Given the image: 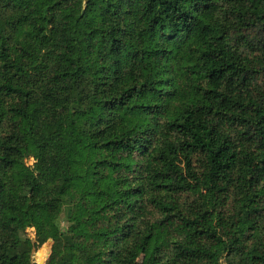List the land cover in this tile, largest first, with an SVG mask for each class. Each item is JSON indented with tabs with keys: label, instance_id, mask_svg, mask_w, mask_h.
Segmentation results:
<instances>
[{
	"label": "trees",
	"instance_id": "trees-1",
	"mask_svg": "<svg viewBox=\"0 0 264 264\" xmlns=\"http://www.w3.org/2000/svg\"><path fill=\"white\" fill-rule=\"evenodd\" d=\"M65 207L46 264H264V0H0V264Z\"/></svg>",
	"mask_w": 264,
	"mask_h": 264
},
{
	"label": "rangeland",
	"instance_id": "rangeland-1",
	"mask_svg": "<svg viewBox=\"0 0 264 264\" xmlns=\"http://www.w3.org/2000/svg\"><path fill=\"white\" fill-rule=\"evenodd\" d=\"M32 163H33L32 159L27 160L28 165H31ZM69 213H70V208L65 207L58 221L57 226L54 228L52 238L49 239L42 247L37 248L36 251L33 252L32 260L34 263L46 264L48 257L50 255V253L47 254V250L49 249L51 251V246L54 243L60 242L62 240L61 238L62 234H70L72 232L74 226L70 224L68 221ZM25 236L34 240L35 238L34 229L33 228L27 229L25 231Z\"/></svg>",
	"mask_w": 264,
	"mask_h": 264
},
{
	"label": "water",
	"instance_id": "water-1",
	"mask_svg": "<svg viewBox=\"0 0 264 264\" xmlns=\"http://www.w3.org/2000/svg\"><path fill=\"white\" fill-rule=\"evenodd\" d=\"M47 248H48V247H47ZM49 253H50V250L48 249V250H47V254H49Z\"/></svg>",
	"mask_w": 264,
	"mask_h": 264
}]
</instances>
